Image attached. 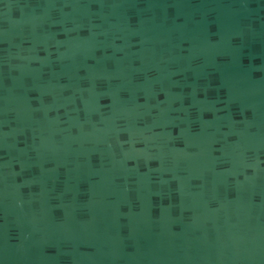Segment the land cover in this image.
I'll use <instances>...</instances> for the list:
<instances>
[{
    "label": "water",
    "instance_id": "1",
    "mask_svg": "<svg viewBox=\"0 0 264 264\" xmlns=\"http://www.w3.org/2000/svg\"><path fill=\"white\" fill-rule=\"evenodd\" d=\"M0 264H264V0H0Z\"/></svg>",
    "mask_w": 264,
    "mask_h": 264
}]
</instances>
